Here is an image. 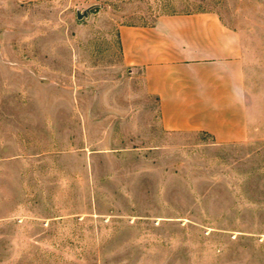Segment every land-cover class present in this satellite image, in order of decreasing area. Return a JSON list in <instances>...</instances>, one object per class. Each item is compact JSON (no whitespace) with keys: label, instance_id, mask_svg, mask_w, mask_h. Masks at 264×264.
I'll use <instances>...</instances> for the list:
<instances>
[{"label":"rangeland","instance_id":"rangeland-1","mask_svg":"<svg viewBox=\"0 0 264 264\" xmlns=\"http://www.w3.org/2000/svg\"><path fill=\"white\" fill-rule=\"evenodd\" d=\"M200 10L242 31L246 143L164 129L122 61ZM0 264H264V0H0Z\"/></svg>","mask_w":264,"mask_h":264},{"label":"crops","instance_id":"crops-1","mask_svg":"<svg viewBox=\"0 0 264 264\" xmlns=\"http://www.w3.org/2000/svg\"><path fill=\"white\" fill-rule=\"evenodd\" d=\"M118 38L124 65L156 100L164 129L205 133L222 145L257 136L242 31L217 11L158 15L150 24L122 25Z\"/></svg>","mask_w":264,"mask_h":264},{"label":"water","instance_id":"water-1","mask_svg":"<svg viewBox=\"0 0 264 264\" xmlns=\"http://www.w3.org/2000/svg\"><path fill=\"white\" fill-rule=\"evenodd\" d=\"M89 11H90V8H88L87 10H85L83 13L78 12L77 17H78L79 19H82L83 17H85V16L88 15V12H89Z\"/></svg>","mask_w":264,"mask_h":264}]
</instances>
